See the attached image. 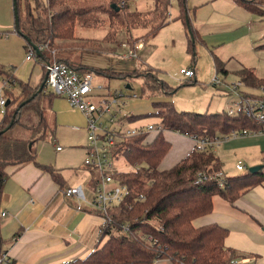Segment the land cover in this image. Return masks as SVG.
Segmentation results:
<instances>
[{"label": "trees", "instance_id": "trees-1", "mask_svg": "<svg viewBox=\"0 0 264 264\" xmlns=\"http://www.w3.org/2000/svg\"><path fill=\"white\" fill-rule=\"evenodd\" d=\"M81 1L89 0H15L18 19L15 32L24 40L26 49L40 47V56L35 57L37 62L42 64L54 59L82 73L94 72L122 79L139 77L143 80L142 91L147 98L169 97L175 92L150 68L129 72L93 70L84 65L73 66L68 58H61L57 54L58 51L69 48L66 41L74 38L76 19L92 11L104 12L108 18L105 40L115 41L116 33L122 28L126 33L125 41L132 47L137 42L147 45L168 23L171 0H150L153 5L147 11L130 9L127 0H100L98 6L89 9L75 6ZM176 1L178 18L185 23V29L191 37L190 43L193 44L198 35L187 16L186 0ZM233 1L253 14L264 13V0ZM137 30L140 31L139 35L133 37L132 32ZM214 64L217 72L227 74L217 58L214 59ZM237 75L245 87L264 89V78H259L252 69L242 67ZM0 77L14 79L15 82L11 70H6L1 65ZM42 80L43 78L36 87L19 83L20 92L17 95L11 90L5 91L8 101L6 106L13 102L14 107L11 112L6 108L4 115L0 117V200L8 178L5 171L8 166L31 162L48 173L56 183L60 182L59 171L52 166L40 164L30 150L31 140L43 139L46 134L47 122L40 102L52 95L44 93V88L37 92ZM126 85L131 88L129 83ZM242 97L257 96L242 92ZM152 107L155 112L148 115L158 117L161 131L149 142H143L144 135L128 138L115 150L114 156H122L132 167L128 171L113 174V178L128 189L124 202L106 212L116 232L110 228L104 229L93 251L86 257L61 264H154L158 259H169L172 264H228L235 257L224 243L228 235L226 228L215 223L195 228L192 221L212 211L213 196L218 195L232 203L245 191L264 182V165L255 172L247 170L233 176L223 173L225 184L219 188L217 180L208 177L223 172L222 163L212 150H200L195 146L173 167L159 171L158 165L170 148L162 133L168 130L189 137L205 136L213 139L233 131L252 130L259 133L263 126L241 112L230 116L226 111H176L171 101H154ZM30 114L36 115L35 122ZM138 118L132 116L131 119L135 121ZM16 125L28 129L31 139L6 136V132ZM198 174L207 176V179L196 182ZM138 195H143L144 200L139 201ZM124 224L129 226L127 234L121 232ZM142 236H151L153 244L143 241ZM3 245L4 241L0 236V256Z\"/></svg>", "mask_w": 264, "mask_h": 264}, {"label": "rangeland", "instance_id": "rangeland-1", "mask_svg": "<svg viewBox=\"0 0 264 264\" xmlns=\"http://www.w3.org/2000/svg\"><path fill=\"white\" fill-rule=\"evenodd\" d=\"M127 2L130 9L138 11H147L153 5L150 0H127ZM100 3V0H89L78 2L75 6L89 9L98 6ZM186 7L187 16L198 35L193 44L190 43L191 37L185 29V23L178 18L177 1L171 0L168 23L159 30L158 34L147 45H144L142 50H138L136 57L132 59H126L122 56L124 49L120 44L126 39L124 29L121 28L116 33L115 41L105 40L104 37L108 31V18L104 12L99 11L86 13L76 19L74 38L66 41L69 48L58 51L57 54L61 58H68L73 66L84 65L93 70L129 72L150 68L156 72L159 79L175 90L174 93L165 98V101H172L176 111L195 113L226 111L233 107L234 102L238 101L235 93L229 90V84L240 80L237 75L240 68L252 69L259 78H264V47H262L264 44V18L234 5L231 0H186ZM138 33H140L139 30L133 31V37L139 35ZM19 42L22 45L24 43L20 37H15L9 42L4 41L3 38L0 41V50L4 46L12 52L16 46L19 48ZM22 50V54L19 53V50H14L10 54L15 63L6 64L9 66L0 64L6 70L14 71L15 83L11 86L14 95L20 92L19 83L38 81L36 79L40 77L42 70V64L37 61L25 63L24 57L27 54V49ZM215 58L226 69V75L216 71ZM187 68H194L195 70V76L191 80H187L182 74H179L181 69ZM215 78L219 80V83L215 82ZM194 79L195 82H193ZM128 83L131 85L130 89L125 88ZM92 86H103L105 89L95 90V94L121 90L130 96L137 95V98L131 97L127 100L126 110L128 113L139 115L155 112L150 98H147L142 91L143 80L139 77L122 79L93 72ZM43 91L44 93L50 92L46 87ZM244 91L257 97L261 95L260 89L244 88ZM96 101L97 99L94 97L93 102ZM40 103L47 121L46 134L44 139L31 140L30 150L32 153H36L39 160L51 163L58 155L53 149L54 141L52 143L51 140V133L54 128L56 130L62 124L68 127L80 125L84 118L80 111L71 107L64 98L56 96L51 109L47 107L45 100L42 99ZM13 107L14 103L12 102L5 109L7 108V111L11 112ZM58 115L61 122H57ZM30 116L35 122L36 115L30 114ZM157 121V116L148 115L135 120L131 125L155 124ZM6 136L13 139H31L30 131L19 125L8 130ZM57 139L63 153H70L71 165H73L72 163H83L84 157L79 161L78 146L80 143L76 145L67 144L58 135ZM223 142L224 140L219 138L218 144L214 145L211 150L213 153L216 151L218 153L216 155H219L224 163L225 175L242 174L250 167L260 165L251 164L250 161L254 160V155L248 151L244 152L250 159L243 156L240 149L237 151H217ZM238 160L243 166L241 171L235 168ZM59 163L62 165V162ZM114 168L117 171L132 169L120 155L114 162ZM66 171L69 174L72 173L71 168H67ZM104 240L105 238L102 243ZM154 264L172 263L169 259H158ZM256 264H262V262L259 261Z\"/></svg>", "mask_w": 264, "mask_h": 264}, {"label": "crops", "instance_id": "crops-1", "mask_svg": "<svg viewBox=\"0 0 264 264\" xmlns=\"http://www.w3.org/2000/svg\"><path fill=\"white\" fill-rule=\"evenodd\" d=\"M12 2L13 0H0V41L4 38V41L9 42L15 37H20L14 29ZM231 3L237 5L233 0ZM259 16L264 18V13ZM22 49L26 50L25 43L22 45L21 42H19V48L18 46L14 48L15 51L19 50L20 54ZM12 52L9 48L1 47L0 64L9 66L6 64L15 63L10 56ZM24 62L34 63V61L26 60L25 57ZM11 72L14 76V71L11 70ZM43 74L42 69L40 77L36 79L38 81L24 83L36 87ZM46 94L52 95L44 99L47 107L51 109L56 96L51 91ZM165 98L167 97L150 98L151 105L154 101L164 102ZM148 114L150 113L131 115L138 118ZM57 122H61L59 115ZM59 126L51 133L52 143L54 141L53 149L58 153L53 162L41 161L35 153L36 160L40 164L52 166L59 171V183L31 162L8 166L5 169L8 178L4 183L0 200V214L5 213L4 216H0V236L4 241L2 255H5L11 264H61L86 257L97 244V230L103 219L91 207L90 200L91 187L98 176L83 164L72 163L71 165L70 153H63L62 147L60 150H56L55 147L60 146L57 135L67 144L80 143L79 161L82 160L85 156L86 120L84 118L82 124L72 127L63 124ZM155 134L152 132L147 135L145 142L151 141ZM162 134L169 142L170 148L158 165L159 171L173 167L196 146L193 137L168 130H164ZM222 144L217 151L240 149L243 156L250 159L245 153L248 151L254 155V160L250 161L251 164L264 165V133L228 138ZM214 154L218 153L215 151ZM216 156L222 163V171L225 174L224 163L219 155ZM59 162H62V165ZM238 163L240 160L236 162ZM67 168L72 169L71 174L68 171L65 172ZM75 186L81 188L84 200L77 196L64 195L66 188ZM212 223L228 230L224 241L225 246L241 260L242 264H256L259 261L264 264V182L245 191L232 203L218 195L213 196L212 211L194 219L192 225L199 228Z\"/></svg>", "mask_w": 264, "mask_h": 264}, {"label": "built area", "instance_id": "built-area-1", "mask_svg": "<svg viewBox=\"0 0 264 264\" xmlns=\"http://www.w3.org/2000/svg\"><path fill=\"white\" fill-rule=\"evenodd\" d=\"M120 46L124 49L122 56L126 59L136 57L137 51L141 50L143 44L137 42L132 47L126 41ZM40 50V47H37ZM36 54L32 47L27 49L25 59L36 62ZM45 74L47 75L45 86L54 96L65 98L71 107L78 109L86 120L85 127V156L83 166L92 169L98 176L97 181L92 185V197L90 200L91 207L102 216V223L97 230V238L101 236L104 229L110 228L115 231L112 220L107 216L108 209L120 205L124 202L128 195L126 185L118 182L113 178V174L117 172L114 168V162L117 160L115 150L119 144L131 137L144 135L145 142L147 135L161 131V126L157 121L155 124L148 123L146 125H131L132 115L126 111L127 100L131 97L137 98V95H128L119 90L114 92L104 91L95 94V90H105L103 86L93 87V73L79 72L65 63L57 62L54 59L42 63ZM179 74H182L186 79H192L195 76L193 68L181 69ZM0 117L5 113L7 98L5 91L11 90V86L15 83L14 79L0 78ZM219 83L217 78L214 79ZM246 88L242 82L236 81L229 84V90L234 92L238 101L233 103V107L226 110L230 116L241 112L248 118L254 119L257 123L263 126L262 131L256 133L252 130L241 132H230L226 136L214 137H193L196 147L200 150H207L217 145L219 138L226 140L237 136H250L264 133V89L261 90V95L256 98H243L242 92ZM97 101L93 102V98ZM56 150H60L61 146L56 145ZM236 170L241 171L243 166L238 163L235 165ZM217 180L219 188L225 184V176L223 172H217L214 176L208 177ZM207 179V176L198 174L196 182ZM66 197L77 196L85 199L80 187H70L64 190ZM139 201L144 200L143 195H138ZM134 202V199H132ZM79 208V207H77ZM1 213L0 216H4ZM116 232V231H115ZM121 232L127 234L129 232L128 224H124ZM143 241L148 244H153L151 236H142ZM0 264H11V261L5 255L0 256ZM228 264H242L241 260L236 256L229 261Z\"/></svg>", "mask_w": 264, "mask_h": 264}, {"label": "water", "instance_id": "water-1", "mask_svg": "<svg viewBox=\"0 0 264 264\" xmlns=\"http://www.w3.org/2000/svg\"><path fill=\"white\" fill-rule=\"evenodd\" d=\"M12 4H13V14H14V27H15V29H17V22H18V19H17V10H16V7H15V0H13ZM32 48L34 49L36 56H40V52H39L38 48H37L36 46H32ZM46 78H47V75L44 74V76H43V80H42V83H41V85L38 87L37 92H40V91L44 88ZM125 88H126V89H129L130 87H129L128 85H126ZM7 104H8V101L6 102V105H7ZM261 168H262V165H256V166H252V167H250V168L248 169V171H249V172H255V171L260 170Z\"/></svg>", "mask_w": 264, "mask_h": 264}]
</instances>
